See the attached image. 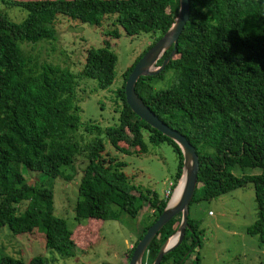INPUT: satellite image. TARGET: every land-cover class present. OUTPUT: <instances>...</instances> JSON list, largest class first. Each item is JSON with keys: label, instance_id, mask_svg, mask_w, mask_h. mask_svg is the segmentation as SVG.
<instances>
[{"label": "trees", "instance_id": "trees-1", "mask_svg": "<svg viewBox=\"0 0 264 264\" xmlns=\"http://www.w3.org/2000/svg\"><path fill=\"white\" fill-rule=\"evenodd\" d=\"M6 7L23 9L20 22L0 13V226L13 234L43 232L44 247L63 256L73 247L85 252L93 233L86 220H116L124 213L135 217L145 202L149 217L129 248L125 263L145 229L156 219L175 189L181 174L178 146L139 119L126 105L123 85L135 61L172 23L177 0H0ZM56 15L98 25L103 16H113L112 25L127 36L150 35V42L122 74L117 90L121 100L117 124L101 128L86 121L84 132L93 136L82 144L74 136L78 128L77 79L96 81L107 88L114 77L116 55L107 39L102 46L85 50L77 74L45 62H38L18 45L54 39ZM108 36L118 38L116 29ZM165 50L156 65L168 55ZM173 71L166 88L154 90L162 73ZM134 91L166 125L183 134L198 159L196 185L188 205L187 226L181 242L163 254L159 264H200L199 221L189 208L200 200L209 201L236 188L251 184L255 218L245 233L256 236L264 248V0H189L188 19L180 31L175 53L153 76H140ZM103 134L119 152L144 153L149 145L168 143L177 164L167 195L154 191L133 194L134 186L121 171L125 164L103 156ZM83 156L77 196L73 205L76 227L68 229L53 215L50 188L25 181L21 171H34L47 178L62 176L61 168ZM232 167L258 169L256 174L231 173ZM179 214L169 219L153 236L141 264H151L159 246L174 234ZM91 225V224H90ZM0 264H43L39 256L27 261L8 255Z\"/></svg>", "mask_w": 264, "mask_h": 264}, {"label": "rangeland", "instance_id": "rangeland-1", "mask_svg": "<svg viewBox=\"0 0 264 264\" xmlns=\"http://www.w3.org/2000/svg\"><path fill=\"white\" fill-rule=\"evenodd\" d=\"M0 13L16 23L26 14L23 9L6 7L1 3ZM112 21L113 16H103L98 25H91L56 15L53 24L56 31L54 39L18 42L19 47L32 59L58 65L77 74L83 65L85 50L89 47H101L102 40H108L110 49L116 55L114 77L110 85L100 89L94 79H77L75 97L80 124L74 136L82 144L93 137L83 131L82 123L91 121L101 128L117 124L121 105L117 90L123 83L122 74L151 40L150 35L145 33L127 36L119 26L112 25ZM112 29L120 33L118 38L107 35ZM172 76V70L164 71L162 78L153 82V89L169 86ZM99 138L104 146L102 155L125 164L121 171L134 186V195L137 192L145 193L146 190L154 191L160 198L166 195L177 164L176 154L168 143L149 145L144 153H135L130 148L128 152H119L108 143L103 134ZM84 165V157L77 155L71 165L61 168L63 175L60 177L47 178L25 168L21 171L29 184L52 190L53 215L62 218L71 230L76 227L73 205ZM231 173L239 177L242 174H256L258 169L232 167ZM141 205L135 217L122 213L116 220H86L84 224H89L93 230L92 234L88 232L86 235V241H90L91 245L85 252L73 247L67 256L45 249L44 234L39 230L13 235L5 225L0 226V256L8 255L22 261L39 256L43 264H124L129 244H133L150 214L148 205L145 202ZM189 216L199 221L198 227L202 234L200 247L197 252L191 253L187 262L197 253L200 264H264V248L259 246L256 236L245 233V228L255 218V202L250 183L220 194L215 199L200 200L192 204Z\"/></svg>", "mask_w": 264, "mask_h": 264}, {"label": "water", "instance_id": "water-1", "mask_svg": "<svg viewBox=\"0 0 264 264\" xmlns=\"http://www.w3.org/2000/svg\"><path fill=\"white\" fill-rule=\"evenodd\" d=\"M178 7L172 23L135 61L123 85V95L126 105L139 119L151 128L172 140L179 148L182 157L181 174L177 181L182 182L177 198L170 203L169 196L166 205L157 215L156 219L145 229L141 238L136 242L126 264H141L146 247L157 231L172 217L179 214L180 220L173 235L168 237L158 248L151 264H159L161 257L166 252L176 247L182 240L187 226L188 205L196 185L198 159L194 147L186 140L185 136L177 130L166 125L159 119L140 99L134 91V85L140 76H153L159 73L169 58L176 51L177 38L188 19L189 0H177ZM171 47L168 55L156 65L162 53ZM174 187V188H175ZM174 190V189H173ZM174 240L169 242V239Z\"/></svg>", "mask_w": 264, "mask_h": 264}, {"label": "bare ground", "instance_id": "bare-ground-1", "mask_svg": "<svg viewBox=\"0 0 264 264\" xmlns=\"http://www.w3.org/2000/svg\"><path fill=\"white\" fill-rule=\"evenodd\" d=\"M181 184H182V182L179 181L178 185L175 187L174 191L172 192L171 197H170V203L173 202L177 198V196H178V194L180 192V189H181ZM173 240H174V237L170 238L169 242H171Z\"/></svg>", "mask_w": 264, "mask_h": 264}, {"label": "built area", "instance_id": "built-area-1", "mask_svg": "<svg viewBox=\"0 0 264 264\" xmlns=\"http://www.w3.org/2000/svg\"><path fill=\"white\" fill-rule=\"evenodd\" d=\"M169 185H170V183H169ZM167 190H168V189H167ZM167 192H168V191H166V195H167ZM208 213H210V211H208Z\"/></svg>", "mask_w": 264, "mask_h": 264}, {"label": "crops", "instance_id": "crops-1", "mask_svg": "<svg viewBox=\"0 0 264 264\" xmlns=\"http://www.w3.org/2000/svg\"><path fill=\"white\" fill-rule=\"evenodd\" d=\"M130 247H131V244H129L128 248H130Z\"/></svg>", "mask_w": 264, "mask_h": 264}]
</instances>
